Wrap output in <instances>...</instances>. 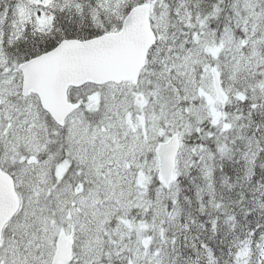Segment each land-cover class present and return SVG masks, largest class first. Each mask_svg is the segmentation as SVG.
Listing matches in <instances>:
<instances>
[{"label": "snow or ice", "instance_id": "6c2138e0", "mask_svg": "<svg viewBox=\"0 0 264 264\" xmlns=\"http://www.w3.org/2000/svg\"><path fill=\"white\" fill-rule=\"evenodd\" d=\"M0 264H264V0H0Z\"/></svg>", "mask_w": 264, "mask_h": 264}]
</instances>
